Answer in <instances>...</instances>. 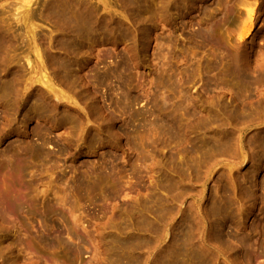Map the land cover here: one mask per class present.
<instances>
[{
	"label": "rangeland",
	"instance_id": "rangeland-1",
	"mask_svg": "<svg viewBox=\"0 0 264 264\" xmlns=\"http://www.w3.org/2000/svg\"><path fill=\"white\" fill-rule=\"evenodd\" d=\"M82 1L109 27L67 87L46 0H0V263L144 264L185 227L183 264H264V0Z\"/></svg>",
	"mask_w": 264,
	"mask_h": 264
},
{
	"label": "bare ground",
	"instance_id": "bare-ground-1",
	"mask_svg": "<svg viewBox=\"0 0 264 264\" xmlns=\"http://www.w3.org/2000/svg\"><path fill=\"white\" fill-rule=\"evenodd\" d=\"M142 1L146 2V0H142ZM136 3H138V2H136ZM92 7H94V6H92L89 2L82 1V0H46L45 6H44V12L47 13V17L49 18V21L52 23V26L55 29L54 30L55 35L53 36V34H52L51 36H49V38H48L49 40L47 42V45H45L46 44L45 37H38L36 33H33L34 35H33L32 39H37V40L39 39V44H40V48L36 47V49L34 51L36 53V57L38 60L37 61L38 64H37L36 68L37 69H44L46 67L52 68L57 79H59L60 81H64V83H68L67 87H69L70 84L74 85L75 84L74 81L75 82L78 81V80L76 81L74 79L79 78V76H77L76 78H73L75 73L73 75L72 64H70L68 62V57L70 56L71 48L74 49V48H76V46H79L80 41L86 39V37H89V36L91 37L92 35L97 34L99 31L103 32L102 30H99V28L101 27L100 29H103L102 28L103 24L104 23L108 24L106 22L107 21L106 18H105L106 19L105 22H102L101 19H99L95 16L94 13H97V12L95 11L96 9L94 10ZM21 16H23V15H21ZM28 16H29V14L25 15L24 17L26 18ZM25 23H26V21H25ZM108 27H109V24H108ZM104 29H106V28H104ZM247 33H248V29H245L243 27L241 29V35L243 37H245L247 35ZM11 36H12V34L8 33L2 26H0V55H2L3 59L10 52V50L12 49V47L14 46V43L16 41L15 38L13 36L12 37ZM90 37L88 39H90ZM34 44H36V43H34ZM4 60L6 61V59H4ZM4 60H2V63ZM27 62H28V64L31 62L29 58H27ZM8 66L9 65H6V62H5V65L3 66L2 70H1L2 72L4 71V73H5L4 74L5 78H3V81H2V84L3 83L5 84V88L2 90V95H6V94H9L11 92L12 84L13 83L15 84L14 76L17 74V72H19V73L21 72L20 69L17 67V70L15 71V75H14V71L10 72L6 69ZM75 68L77 69L78 65H77V67L75 66ZM9 70H11V67L9 68ZM36 71H38V70H36ZM97 72L95 74H97ZM98 73L101 74L100 72H98ZM0 75H1V73H0ZM102 75H104V74H101V76L97 74V76L94 75L93 78L94 79L97 78V80L99 79L98 81H100L101 79L105 78V76L103 77ZM105 75H106V72H105ZM42 78H43V76H42ZM72 78H73V81H71ZM80 79H81V77H80ZM82 79L80 81L81 84H83ZM85 80L83 82H85V84H86L87 81H85ZM98 81H96V82H98ZM167 81H166V83L168 85ZM37 82L42 83L40 78L37 80ZM164 83H165V81H164ZM164 83L162 82V84H164ZM92 85H93L92 87H95L96 85H99V84H93L92 83ZM49 88H51V87H49ZM73 89L75 90V87H73ZM73 89H71V90H73ZM88 89H89V87L87 88V90ZM8 90H10V91L7 92ZM76 90H78V89H76ZM90 90H92V89H90ZM84 91H86V90H84ZM95 91H97V90H95ZM79 92H81V91H79ZM79 92L78 93L76 92V94H80ZM92 94H90V95H92ZM261 131H263V133L259 132V134L262 133V138H263V143H264V130H261ZM256 137H257V135H256ZM255 140L257 141V139H255ZM257 142H254L255 146H256ZM261 143L259 141L258 144H261ZM263 143H262V146L264 145ZM262 146H260V148ZM256 148H258V147H256ZM262 149H264V146L262 147ZM258 150H259V148H258ZM3 196H2V198H3ZM4 199L2 200V202L5 204ZM5 201H6V199H5ZM6 205H8V204H6ZM6 205H4V206H6ZM1 208H0V211H1L0 213L7 214L9 212H13L12 207H9L10 208L9 210L4 209L3 207H1ZM211 212H212V210H211ZM183 228H184V230L181 227L177 230L176 237L174 236L175 239L173 241V244L167 246L168 248L166 247V249H164L165 248L164 247L157 254H153V258L151 259V262H150V260H148L144 264H183L182 259H184L183 257H185L186 249H187L186 247H184V244H186L188 239L190 240L189 230H187L185 227H183ZM30 261H32V260H29V262L25 261L26 263L25 262L24 263L25 264H28V263H30V264L36 263L37 264L38 263V261L37 262L34 261V263H31ZM3 264H4V262H3ZM15 264H16V262H15Z\"/></svg>",
	"mask_w": 264,
	"mask_h": 264
}]
</instances>
